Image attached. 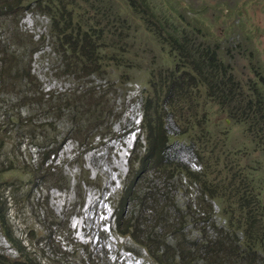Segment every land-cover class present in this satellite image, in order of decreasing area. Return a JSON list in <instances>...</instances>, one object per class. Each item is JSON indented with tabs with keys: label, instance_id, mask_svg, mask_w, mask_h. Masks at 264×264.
I'll use <instances>...</instances> for the list:
<instances>
[{
	"label": "trees",
	"instance_id": "1",
	"mask_svg": "<svg viewBox=\"0 0 264 264\" xmlns=\"http://www.w3.org/2000/svg\"><path fill=\"white\" fill-rule=\"evenodd\" d=\"M27 1L0 0V124L5 126L6 132V137L0 134V148L9 141L14 154L11 158L14 159L19 153L21 138H28L37 145L38 141L47 138L44 131L51 132L49 141L42 145L44 153L40 166H43L49 156H54L59 149V141L64 139V133L60 135L52 123L55 110L60 106L71 112L72 119H77L76 100L79 101L78 97L82 95L72 91L66 98L63 97L65 91H43L34 82L36 78L31 72L30 58L41 48V37L35 41L31 39L30 45L20 44L16 42V31L12 29L13 25L19 28L17 22L24 13L22 8ZM123 3L126 13L122 16L118 0L33 2L49 18L54 37L51 47L63 58V73L77 80L91 73L103 72L106 68L103 63L108 59L122 68L126 64L133 70V61L138 57L139 50L135 42L138 31L135 20L140 22L144 33L149 34L159 47V53L162 50L170 63V66L158 70L159 76L150 74L147 88L157 89L163 82L164 86H161L165 92L144 97L140 126L144 143L141 144L137 138L133 151L138 152L139 157L135 158L139 163L133 168L134 172L128 174L131 180L122 187L117 202L111 201L116 232L122 236L129 235L144 247L156 264H264V223L254 200L255 179L244 174L238 178L233 173L222 185L226 189L222 187L218 191L219 182L215 183L216 187L214 182L212 187L208 186V176L213 171L209 170L207 158L216 161L217 157L212 156L213 148L207 152L204 150L211 144V135H207L210 131L201 125L205 116L196 111V98L191 94L193 88H205L210 100L221 106L227 105L232 119L242 124L248 122L247 128L253 140L260 142L264 149V74L260 69L259 76L251 84L256 100L254 107H249L245 120L230 97L233 80L225 76L226 66L232 62L231 53L228 48L223 50L219 39L207 30L209 28L188 4L182 0H123ZM92 10L90 17L88 13ZM8 20L11 24L6 22ZM3 29L9 34H16H6ZM97 42L101 45L97 46ZM92 94L94 96V91L89 93L90 99L95 97ZM160 97L162 99L158 100ZM81 100L83 104L86 102L84 98ZM94 103L93 110L98 118L101 111L95 106L97 102ZM78 108L81 110L82 107ZM181 108L185 109L184 113ZM176 112L184 124L182 132L188 134L195 156H198L202 167L198 171L166 155L165 143L169 134L165 130L164 117ZM64 114L65 111L57 113L56 118ZM83 125H79L75 135L86 129ZM67 131L66 139L75 138L72 130ZM7 162L0 163V224L3 228L6 226L7 210L13 207L17 213V206L21 204L15 191H9L4 186L1 174L15 169L13 162L10 165ZM46 166L44 175L51 174L50 169L56 167ZM21 170L26 172L25 165ZM147 172L156 178H164L156 193L140 195L142 184L139 182ZM182 177L188 180L186 187H196L197 190L192 195L194 201L190 202V206L184 205L180 213L179 204H172L169 194L177 193L180 189L178 178ZM36 178L37 182L32 181V192L43 180V177ZM233 182L235 185L231 186ZM213 200L220 207L224 205L215 214L211 204ZM41 201L44 204L40 210L47 225L40 230L28 227L23 238L26 243L17 239L13 232L5 230V237L16 251V256L6 259L0 254V264H106L92 257L86 247L73 243L68 228L71 213L57 216L49 212L45 195ZM168 209L174 212L173 217L166 211ZM187 214L195 216L196 220L179 227L178 222ZM216 214L224 221L221 226L215 224ZM197 222H202L204 226L199 227ZM193 224L191 230L195 234H184L186 226ZM62 234L67 243L73 245L72 248L61 246L56 238ZM169 238H172L171 242Z\"/></svg>",
	"mask_w": 264,
	"mask_h": 264
},
{
	"label": "rangeland",
	"instance_id": "2",
	"mask_svg": "<svg viewBox=\"0 0 264 264\" xmlns=\"http://www.w3.org/2000/svg\"><path fill=\"white\" fill-rule=\"evenodd\" d=\"M34 1L36 0H28L26 4H23L24 13L17 22L19 28L14 25L12 28L18 35L16 42L20 44L30 45L31 39L35 41L36 38L41 37L39 42L41 48L30 58L31 72L36 78L34 82L38 83L43 91H65L63 97L66 98L72 91L81 93L82 96L78 97L79 101L76 100V106L78 102L77 119H72L71 112H67L60 106L55 113L65 111V114L59 116L60 119L56 118V114L52 117L54 129L60 135L64 133V139L59 141V149L55 155L47 159L48 166H56L55 169H50L51 174L44 175L46 164L40 166L44 153L42 145L49 141L51 132L44 131L47 138L38 141L37 145L28 138H21L19 153L14 159L11 158L14 154L10 149L9 141L4 146L1 145L0 163L5 164L8 161L9 165L13 162L15 166V169L1 174L4 186L9 191L12 189L15 191L17 201L21 204L17 206V213L13 207L7 210L4 228L0 224V254H3L6 259H13L16 256V251L5 237V230L13 232L17 239L24 241V233L28 227L34 226L40 230L47 225L40 210L44 204L41 197L45 195L49 212L60 217L64 213H71L68 218L70 238L77 246L86 247L91 256L97 257L99 262L156 264L144 247L134 242L129 235L122 236L116 232L111 201L117 202L122 187L131 180V175L128 174H132L133 168H136L139 163L138 158H135L139 157V154L133 151L137 138L141 144L144 143V136L140 129L144 97L162 95L165 92L162 90L163 82L157 89L147 88L150 74H157L159 69L170 66V63L162 50L159 53V47L154 44L149 34L144 33L140 22L135 20L134 24L138 28L135 42L139 50L138 57L133 61V70L126 64L122 68L108 59L103 63L106 67L103 72L91 73L80 80L72 75H66L62 70L63 58L51 47L54 37L52 38L49 18L42 14L39 7L34 6ZM182 1L191 7L192 12L198 14L203 24L209 28L207 30L219 39L223 50L229 49L232 62L228 66L224 63L227 68L225 76L232 78L234 83L230 89V97L237 105L235 108L247 120L249 107L253 108L256 100L251 84L259 76L260 69L264 74V0ZM118 2L121 6L120 14L123 16L126 13L123 0ZM88 15L92 17L93 10ZM6 22L10 23L9 20ZM3 31L9 34L6 29ZM100 45L97 42V46ZM118 79H120L119 82H117ZM258 86L261 87L259 84ZM93 91L95 97L92 94L94 98L90 99L89 93ZM191 94L196 98V111L199 114L204 113V119L207 122L203 121L201 125L210 131L207 135H211L209 136L211 144L204 150L207 152L208 149L213 148L212 156L217 157L216 161L207 158L210 163L209 170L213 171L208 176V186L212 187L214 182L216 187L218 185L215 183L219 182L221 186L217 187L219 191L233 173H236L238 178L241 177L240 174L251 176L249 178L254 177L256 182L253 186L256 193L254 200L262 213L264 223V149L262 144L253 140L247 128L248 122L242 124L232 119L227 105L221 106L210 100L205 88H193ZM81 98L86 100L84 104ZM160 99L162 98H158ZM95 101L96 108L101 111L98 118L93 110ZM78 107H82L81 110ZM184 110L181 108L182 113ZM80 121L82 122L79 123ZM164 121L165 130L169 134L165 143L166 155L169 159L181 161L191 170L202 169L188 134L182 132L184 124L178 112L164 117ZM82 123L86 129L75 135ZM92 125L93 129H90ZM68 129L73 131L75 138H65ZM194 132L197 134L196 130ZM0 134L6 137L3 124H0ZM133 159L135 161L130 163ZM24 165L26 172L21 170ZM36 177H43V180L40 179V184H36L37 188L32 192L30 191L33 187L32 181H38ZM142 177L144 178H141L139 182L142 184L140 195H150L153 191L156 193L160 181L164 178L161 176L156 178L149 172ZM178 179L180 189L176 194L170 192L169 197L172 204H179L178 207L182 213L184 205L190 206V202L194 201L192 195L197 188L186 187L188 180L185 177ZM234 185L235 182L231 183V186ZM223 189L226 188L223 187ZM211 204L214 214L224 207V205L220 207L215 200L211 201ZM191 209L194 210L193 207ZM169 210L166 211L173 217L174 212ZM216 215L214 216L215 224L221 226L224 221L219 214ZM191 220H196L195 216L184 215L180 221L178 220L179 222L177 221L178 226L182 228L181 224ZM197 223L199 227L204 226L202 222ZM193 228L194 224L189 227L187 225L183 230L184 234L189 233L193 236L195 234L191 230ZM205 231L209 232L206 226ZM56 239L61 246L65 245L68 249L73 247L67 243L64 234ZM170 240L172 241V238L168 239Z\"/></svg>",
	"mask_w": 264,
	"mask_h": 264
}]
</instances>
